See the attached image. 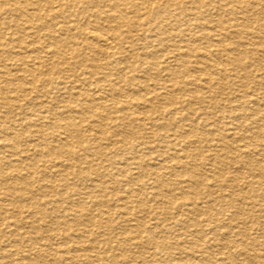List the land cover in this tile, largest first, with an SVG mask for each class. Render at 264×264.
I'll return each mask as SVG.
<instances>
[{
  "label": "bare ground",
  "instance_id": "1",
  "mask_svg": "<svg viewBox=\"0 0 264 264\" xmlns=\"http://www.w3.org/2000/svg\"><path fill=\"white\" fill-rule=\"evenodd\" d=\"M227 1L239 0H0V244L16 241L4 233V224L19 237L29 257L31 252L37 256L30 257L37 262L52 253L49 231L64 243H76L89 238L85 232L90 229L80 230V225L92 223L101 228L114 220L126 225L131 235L133 228L145 225L138 219L130 225L132 219L127 218L133 210L128 202L135 208L147 204L144 191L130 200L134 193L131 185L138 181V190L155 188L156 198L165 187L180 190L184 200L186 194H192L189 202L175 203L180 207L187 203L195 210L200 199L197 195L202 187L208 188L205 181L209 179L199 174V168L212 160L223 165L224 159L218 161L220 155L214 154L206 162L193 140L198 129L195 123H188L183 133L176 128V123L189 120L192 114L208 116L211 110L207 109H214L207 105V112L199 108L200 112L195 106L199 102L207 104L203 90L195 92L193 103L183 98L190 93L189 83L202 82L194 74L193 65L207 73L203 78L205 88L211 90L214 84H222L215 92L228 85L225 79L232 75L220 70L222 55L235 70L244 72L241 81L252 77L251 81L264 86V75L254 77L240 56L229 54L234 47L228 45L226 32L233 29L242 35L248 25L233 18L236 22L227 24L229 21L223 18ZM227 7L233 14L234 7ZM166 75L174 91H161V78ZM176 92L183 96L178 97ZM250 93L232 107L237 119H246L237 127L245 133L230 145L236 150L233 161L240 164L250 159L247 149L264 152V98L253 99L254 92ZM161 99H165V105L155 104ZM248 103L254 105L246 111ZM146 151L156 162L145 159ZM216 162L212 165L219 167ZM253 164L250 171L264 177V163L259 160ZM134 169L140 173L135 175ZM72 176L79 183L70 182ZM147 176L152 180L148 182ZM107 180L115 185L126 180L127 189L116 200L121 202L118 208L111 211L110 207L105 212L101 207L110 204L104 197L109 192ZM83 186L90 201L80 197ZM22 225L36 237H25L20 231ZM196 227L201 235L197 243L202 242L205 231L198 224ZM135 235L126 236L122 243L142 240L141 234ZM102 249L117 262L116 248L108 244ZM1 251L9 256V252L20 255L21 250ZM79 257L73 254L71 260ZM203 259L197 264H213Z\"/></svg>",
  "mask_w": 264,
  "mask_h": 264
},
{
  "label": "rangeland",
  "instance_id": "2",
  "mask_svg": "<svg viewBox=\"0 0 264 264\" xmlns=\"http://www.w3.org/2000/svg\"><path fill=\"white\" fill-rule=\"evenodd\" d=\"M227 2H229L227 3L229 4L227 5L229 6V8L234 7V10H232L233 14L231 15L227 11L228 7H225L223 18H226L225 20L229 21L227 24L231 25L236 22V20H231L233 18L237 19L239 24L245 21L248 25L242 35H237V33L233 29H230L231 31L226 32L228 45H232L234 47L232 50L233 52H230L229 54L233 57L240 56L243 59V62H246L245 64H247V66L249 67L248 70L251 72V75L253 74L254 77L262 76L264 75V0H239L238 3H236L237 1ZM247 2H249V5L251 6H249ZM244 9L247 10L245 11ZM242 10L244 11V13ZM248 12H250V14ZM240 28H242L241 25H239V29ZM255 41L257 44L255 43ZM200 43L202 45H206L205 40H201ZM259 43L262 44L260 45ZM213 49H215V47ZM223 56L224 55L219 58L221 61V63L219 64L220 70L223 69V72H227L228 75H232L228 76L225 79L228 85H225L222 90H219L220 92H215V88L218 89V87L222 85L221 83V85L214 84V86L216 87L211 90H209L210 88H205L206 86L204 85V82L207 77V73L205 71H201L200 68L197 67V65H193L194 67H192V69L194 74L198 77L200 76L199 78L202 79V82L199 81L198 84L189 83L188 89L190 93L187 92L184 96L180 92L175 93L178 97L183 96V98H189L190 102L193 103L194 101L192 100H194L193 97L196 95L197 91L203 90L208 102L206 105H202L199 102L195 106L198 108V110L199 108H201L205 111L208 108L207 105H211V107L214 106V109H207L211 110L212 112L209 111L210 113L207 114L208 116H203L202 114L198 113V115H201H199V117L198 115L192 114L190 116L191 120H182V122L176 123V128L179 133H183V131L187 130L188 123H195L198 129L196 130V136L193 138V140L197 141L195 142L196 146L201 149L200 151L202 155H204L203 158L206 159V162H208V158H211V155H213L214 158V154L220 155L217 157L218 161L220 160V158L224 159L222 160L223 165L218 164L216 160H212V163L216 162L219 167H215L214 165H212V163H206L204 167L199 168V174L204 178H209L205 181L206 183H208L207 187L209 189L203 187L200 189V194L197 195L198 197H200V199L198 200L195 210L188 206L187 203L181 207L179 206V204L175 203V201L181 204H183L184 202H189L190 200L188 198H191L192 194L190 196L186 194L184 200V197L183 195H181L180 190L175 189L169 191V189L165 187L163 188L164 190L160 193V195H158L156 198V196H153V194L156 192L155 188L147 187L138 190L140 188V181H138L137 183H133V185H131V188L134 189V193H131L130 200L133 201L135 199L138 191H144V196L146 195L144 198L146 199L148 205L146 204L144 208H135L132 202H128L129 208H132L133 210L127 218L132 219L130 221V225H134L136 223L135 219H138L141 222L142 226L145 223V225L139 229L133 228L131 233L132 236H136L135 234L137 233L139 235L141 234V241L128 240L125 243H122V241L126 240L128 236L131 237V235H128V232H130V230H125L127 229L126 225L117 224L114 220L112 224L108 226L107 224H105L101 228L99 226H93L92 223H89V226L80 225L78 227L80 228V230H83V228H87L88 230L90 229V232H85V235L89 236V240L86 239L87 237L79 239L78 241L75 240L77 244L64 243L62 239L55 236L52 231L47 232L48 235H51V240L49 242L53 247L52 253L48 258H40L36 262V260L34 259L31 260L30 257L37 256L31 252V256L29 257L27 248L22 243V241L19 242V239H17L19 237H17L13 233L12 229L7 228L3 224L4 226L2 225L1 228L4 233H6L8 237L12 238V240H14L13 238H15L16 241H6L0 244V264H63V262L64 264H197L198 259H203V257V260H205V262H213V264H264V177L256 173L259 172V170H256V172L253 171L256 174H253L252 170L250 171V166H255L253 163H256L259 160L264 163V152L258 153L257 151L253 152V150L251 151V149H247L248 151L246 155L249 154L250 159L242 162L243 164H240V162L237 163L233 161V158L236 157V150L233 148L231 149V146H233L236 143L237 139H239V134L242 135L243 133H245V129L240 130L237 129V127L240 123L244 124L246 120L240 117H238L237 119V117H235L236 114L234 115L233 113L232 107H236L241 104L240 101L243 102V100L245 99L243 96H245V94H252L250 93V91L254 92V94L252 95L253 99H255L257 96H259V98H264V86L256 84V80L251 81L252 77H249L250 79L243 78L244 82L241 81L242 77H244V72L235 70L230 62L225 60V56ZM190 60L193 61L195 59L194 57H191ZM173 66H177V63L175 61H173ZM136 74L138 73L136 72ZM164 75L165 74H163V76ZM139 76L142 80H145L142 77V74H140ZM161 79L162 83L160 85H163L161 89H164H162L161 91H174L173 84L168 79L167 75ZM146 83L152 84V81L147 80ZM164 102H166L165 99H161L159 103L155 104L161 103L162 105H165ZM253 105V103H248V105L244 107L247 111L248 109H252ZM223 108L225 109L221 114V110H223ZM201 109L199 111L203 112ZM241 112L243 113L242 110ZM179 119L180 118H178V120ZM248 122L249 119L247 120L246 125H249ZM185 123L186 125H184ZM249 128L251 127L248 126V130ZM252 131H254V129H252ZM248 132H250V130ZM133 154L135 155L137 153ZM145 155V159L149 160L150 157L147 156V151L146 153H144V156ZM149 162L153 163L156 162V160L150 159ZM83 166H86V164H83ZM132 171L135 175H138L140 173L139 169H134ZM212 175L214 176V178L212 177ZM239 175L241 177H239ZM146 180L149 182L152 179L150 176H147ZM230 180L233 181L231 182ZM70 182L79 183L78 179L74 178L73 176L70 177ZM107 182L108 183L106 184L108 186L109 194L107 193L108 195L106 194L104 197H106L110 201V204H108V206L100 207L104 210H108V208L111 207V211H113L118 208L117 204H121L120 200L119 202L116 200L119 196H123V192H125L124 190L127 189V182L126 180H124L123 183L117 182L116 185L115 183H111L112 181L110 180H107ZM80 185L82 184L80 183ZM182 185L185 184L182 183ZM84 186L82 189L83 192L80 197L86 201H90L89 197L86 194L88 190H86ZM211 193L212 195L210 196ZM178 197L181 199H179ZM110 199L114 202H111ZM165 201H167L168 203ZM198 209H201V211H199ZM9 213L10 210L9 212H6L7 215ZM24 214L26 215L27 213ZM177 224L180 226H178ZM197 224L199 225V228H202L205 231L202 233L204 237L203 241L201 242L199 240L198 243L197 240L200 239L201 235L196 232ZM181 225L183 227H181ZM26 226L27 225H22L20 231L25 233V237H28L29 239L35 238L37 234H35L29 227ZM150 228L152 230H150ZM236 231H239L240 233L238 232V234ZM215 233H217L218 235L216 236ZM115 234L120 237L112 239L110 236ZM225 237L227 238L225 239ZM172 238H174V240ZM84 239H86L87 241L85 242ZM172 241H174L176 245ZM222 242L225 244H222ZM108 244H110L111 248H116L115 252L118 254L117 262H114L111 256H109V254L106 253L104 249H102L106 248ZM91 245H94L95 247L92 248ZM80 246H82L83 251H81ZM3 248L5 251L11 250L13 252L14 249L18 248L21 250L20 255H16L15 253L10 255V252H7L9 256H5L4 251H1L3 250ZM229 248L230 250H228ZM77 250H79V252ZM178 253L182 255H179ZM73 254L80 255L77 261L71 260ZM85 255L88 257L90 255L91 256L89 258H86ZM230 256L231 258H228ZM171 257L173 258L171 259ZM96 260L98 262H96Z\"/></svg>",
  "mask_w": 264,
  "mask_h": 264
}]
</instances>
